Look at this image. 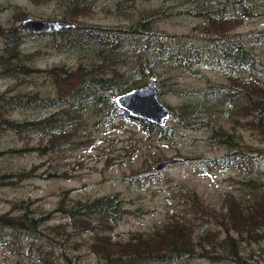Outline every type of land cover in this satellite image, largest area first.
Returning a JSON list of instances; mask_svg holds the SVG:
<instances>
[{
  "label": "trees",
  "instance_id": "16d2710c",
  "mask_svg": "<svg viewBox=\"0 0 264 264\" xmlns=\"http://www.w3.org/2000/svg\"><path fill=\"white\" fill-rule=\"evenodd\" d=\"M87 1L91 0H70V10L64 11L62 17L75 23L87 14V8L83 6ZM257 1L226 0L222 8L233 5V8L236 6L250 14ZM208 9L211 10L205 6L203 10V14L208 17V22L203 26L208 33L207 40L201 42L188 40L186 34L171 32L155 25L156 20L169 14L168 10L148 11L128 26L76 22L71 28L40 32L51 36L50 45L54 49L77 52L78 60L74 65L64 62L44 67L37 65L39 49L26 52V57L20 51L24 37L35 33L23 30L19 24L0 27V40L3 44L0 49V71L16 78L26 76V90H19L7 98L5 93H0V128L26 133L34 129L41 133L42 139H46V143H39L35 148H47L60 155L85 144L91 145L94 140L91 130L130 115L116 104L115 95L142 85L152 76H156V87L160 93L181 92L173 80V71H195L200 64L222 68L231 66L238 68V72L251 71L259 76L256 65L260 58L250 52L239 33L228 34V28L235 26L233 21H238L240 12L232 15L226 9L221 15H211ZM228 77L230 83L227 86H204L190 91L200 96L199 100L170 105L167 120L176 127L188 124L191 118L198 117L199 112H211L213 100L234 104L240 92L244 91L249 96L246 108L253 114L247 124L257 129L264 141V83H250L247 90L243 88L244 80L239 73ZM39 78L49 81L52 91H42L38 85L35 88L28 87L35 85ZM232 80L235 86L230 87ZM231 99L234 100L229 101ZM16 105L50 106L52 111L35 119H18L8 113ZM87 116L92 119L88 120ZM209 117L215 119L212 115ZM138 119L147 125L151 134L160 139L170 135V130H176L174 127L167 128L169 124L166 122L160 125ZM194 121L207 125V118ZM82 128L89 131V134L82 133ZM210 136L216 138L218 143L227 142L220 135L219 127H213ZM7 150L8 153L21 151L20 148ZM4 152L0 150V154ZM257 152L252 159L260 161L264 157V147L257 149ZM241 158L240 150L230 146V150L222 157L203 156L194 161L205 165L235 166L241 163ZM134 171L137 176H150L153 171L160 172L161 169L140 167ZM35 172L34 166L17 172L7 169L0 171V178H11L17 174L19 179H23L34 176ZM45 173L47 176L70 177V173L60 171L54 165L46 168ZM251 188L255 189V184ZM64 196L54 210L61 211L67 217L65 221L44 225L50 212L36 214L29 207L31 198L17 201L14 206L16 213H12V210L0 212V245L25 249L31 258L29 264H57L58 257L63 260V264H176L196 256L217 258L216 237L209 239L208 236H198L195 240L192 222L167 221L149 232L134 230L125 239H113L110 231L128 214L139 215V208H127L124 197L118 193L90 199L65 200ZM190 200L195 207L192 212L200 211L224 225L227 240L222 239L217 247H222L233 262L241 264L242 261L241 249L238 248L241 241L234 240L230 234L232 228L240 238L245 237L249 242L264 237V232L260 233V228H264V192L248 205H243L246 201L241 197L238 200L231 198L224 216L202 202L195 191H192ZM87 232L93 239L90 247L97 257L95 262L83 261L66 253L68 243L74 250H79V236ZM204 243H209L211 247H203L206 246ZM196 247H200L201 251L196 250ZM76 257L79 258V255L76 254ZM9 264L22 263L17 261Z\"/></svg>",
  "mask_w": 264,
  "mask_h": 264
},
{
  "label": "rangeland",
  "instance_id": "374dc122",
  "mask_svg": "<svg viewBox=\"0 0 264 264\" xmlns=\"http://www.w3.org/2000/svg\"><path fill=\"white\" fill-rule=\"evenodd\" d=\"M226 0H91L83 3L87 14L81 16L80 22H91L104 26H128L144 13L151 10L169 11L154 22L165 30L188 35V40L198 42L207 40V31L203 27L208 17L203 14L205 6L208 13L221 15L224 11L238 15L235 26H230L228 34H240L247 43L250 52L258 59L256 69L259 76L251 71H240L233 67H218L210 64L199 65L195 71H173V80L181 92H159L160 99L168 106H177L180 103L199 100L200 96L192 90L204 86L222 85L230 83L229 75L240 74L244 80L243 88L249 90L248 84L264 83V0H258L253 13L246 14L235 6L222 8ZM70 0H0V27L19 24L24 16L36 18H63L64 11L70 10ZM51 36L40 33L24 37L20 51L26 52L39 49L36 64L50 66L64 62L74 65L78 60V53L72 50L59 51L51 47ZM3 44L0 40V49ZM171 75V74H170ZM172 76V75H171ZM151 78V77H150ZM148 78L145 82H147ZM144 82V83H145ZM42 91H52L49 81L39 78L35 85ZM234 85L232 80L231 86ZM246 85V86H245ZM235 86V85H234ZM19 90H26V76L16 78L5 71H0V93L7 98ZM185 90L186 92H183ZM120 93V92H119ZM118 94V93H117ZM254 96V94H253ZM231 99L229 101H233ZM249 96L241 91L237 101L225 104L217 100L212 101L211 112H199L198 117L191 118L188 124H179L166 120L170 135L159 138L147 130V125L138 117L127 115L116 119L111 124H104L99 129H93L92 144H85L72 151L60 155L52 153L47 148L41 150L35 147L46 143L41 133L36 130L15 132L8 128H0V171L11 169L13 172L30 169L34 166V176L19 179L17 174L11 178H0V212L12 210L20 199L31 198L30 208L36 213L50 212V217L44 225L67 220V217L58 210H54L59 200L90 199L108 193H118L125 199V206L133 210L139 208L140 214H128L119 221L110 231L113 239H125L131 231L149 232L154 227H160L167 221L192 222L194 239L208 236L215 239L216 259L196 256L184 259L176 264H240L233 262L230 255L222 247H217L222 239L227 240L224 225L202 214L192 212L193 202L190 200L192 191H195L202 202L217 210L224 216L229 200L241 197L250 202L264 192V157L260 161L252 159L258 154L257 149L264 147V141L257 129L248 126L247 121L253 118L248 111ZM52 111L50 106H14L8 113L18 119L39 118ZM170 112V110H169ZM210 115L212 118L210 119ZM88 120L92 117L87 116ZM207 118V125L194 120ZM85 125V124H84ZM219 127L220 135L227 142L218 143L210 136L213 127ZM82 133L89 131L82 128ZM232 142L231 145L229 142ZM233 146L240 150L241 163L239 165H205L195 162L194 159L203 156L222 157ZM20 148L21 151L8 153V150ZM179 156L181 160L160 167L158 164L169 157ZM56 166L60 171H67L70 177L47 176L46 168ZM140 167L160 168V172L153 171L150 176H137L135 169ZM255 184L256 188H251ZM254 193V194H253ZM259 231V229H258ZM8 232V230H3ZM264 228H260V233ZM234 240L241 241V264H264V237L257 241H247L245 237L231 229ZM77 238L76 236H74ZM81 244L79 250L66 246V253L83 261L95 262L96 255L91 250L93 241L89 232L79 236ZM199 241V239H198ZM206 248L211 247L204 243ZM196 250L201 251L200 247ZM79 255V258L76 257ZM57 260L63 264V260ZM21 261L29 264L31 258L26 250L15 246L0 245V264H9ZM57 263V264H59Z\"/></svg>",
  "mask_w": 264,
  "mask_h": 264
},
{
  "label": "water",
  "instance_id": "95a60500",
  "mask_svg": "<svg viewBox=\"0 0 264 264\" xmlns=\"http://www.w3.org/2000/svg\"><path fill=\"white\" fill-rule=\"evenodd\" d=\"M74 22L63 18H36L26 16L21 19L19 26L34 33L51 32L62 28H71ZM116 104L130 115L149 122L163 125L169 117L168 106L160 99L157 93L156 76H152L142 85L132 87L115 95ZM182 157L175 156L164 159L159 163L163 167Z\"/></svg>",
  "mask_w": 264,
  "mask_h": 264
}]
</instances>
